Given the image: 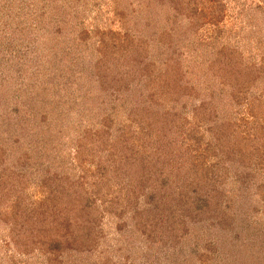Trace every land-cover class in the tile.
Instances as JSON below:
<instances>
[{
	"label": "rangeland",
	"instance_id": "1",
	"mask_svg": "<svg viewBox=\"0 0 264 264\" xmlns=\"http://www.w3.org/2000/svg\"><path fill=\"white\" fill-rule=\"evenodd\" d=\"M194 2L0 0V264H264V0Z\"/></svg>",
	"mask_w": 264,
	"mask_h": 264
},
{
	"label": "trees",
	"instance_id": "2",
	"mask_svg": "<svg viewBox=\"0 0 264 264\" xmlns=\"http://www.w3.org/2000/svg\"><path fill=\"white\" fill-rule=\"evenodd\" d=\"M201 1V2H200ZM195 3V5L193 4V10H194V12L195 13H197L198 14V16L199 17H204V13H206V11H207V7L209 6V8H210V5H208L210 2H209V0H196V2H194ZM209 14H206V16H205V18L208 16ZM205 20V19H204ZM220 61V60H219ZM220 63V62H219ZM250 71L252 72V70H249V69H246L245 70V72H243L242 70H239L238 71V74H239V77L241 78V79H243L244 81H253L255 78H256V75H252L251 73H250ZM224 76L222 77V78H224L223 80H221L220 82V84L221 85H223V87H225V86H227V85H229V88L230 89H234L235 88V86H237V85H239L238 84V81H236L235 79V76H233V75H225V74H223ZM231 76V77H230ZM235 78V79H234ZM228 126V128H229V125H227ZM222 133H217V135H218V140L220 141L221 139H222V145H224V146H227V144H229V140H228V142L226 141V138L224 139V137L221 135ZM226 135V134H225ZM233 144V143H232ZM234 145V144H233ZM230 146H231V144H230ZM231 148H233V152H235L234 151V149H235V146H231ZM229 155H231V154H229ZM125 158V162L127 161V162H129L130 160H131V155H127V151L125 152V154H124V156H123V159ZM222 159H221V162H222V164H226L227 163V161H228V157H226V156H223V157H221ZM224 159V160H223ZM220 162V161H219ZM208 170H209V168H208ZM210 171H211V169H210ZM207 172V173H206ZM206 172H202L201 174H200V178H205L206 179V181L209 183V182H211L212 181V178L210 177V175L208 176V172L209 171H206ZM204 173V174H203ZM248 173H246L245 175H243V176H237L236 177V179L238 180V181H240V182H242V186L244 187V188H250L252 185H250V184H248L246 181L248 180ZM199 178V180L201 181V183L202 182H204L205 181V179L204 180H202V179H200ZM201 183H198V185H202ZM201 188V187H200ZM196 189H194L193 191H195ZM198 191V190H197ZM251 194H253V193H251ZM201 196V195H200ZM204 198V197H203ZM202 198V199H203ZM220 200V199H219ZM198 208H199V205L196 207V210H198ZM52 214H51V211H50V209H43V210H41V211H37L36 212V214H34L33 216H31L35 221V226H36V228L41 232V231H43V235H45V233H46V223H47V219L49 218L48 216H51ZM49 220V219H48ZM54 220H56V222L55 223H53V221ZM57 220H58V217H56V216H54L53 217V219H52V221H50L49 223H47L48 225H49V231L50 232H52V234H51V236L52 235H54V233L55 232H58L60 229H62L61 227H65V225L64 224H58L57 223ZM68 223H72L71 225H72V227L71 228H75V227H80V226H76V224H74V223H76V222H74V221H71V220H69V222ZM81 223V222H80ZM217 221H215V220H213V222H212V224H214L215 226H217ZM83 224V225H82ZM211 224V225H212ZM69 224H67V227H65L66 229L64 230V229H62L64 232H62L61 234L63 235H60L61 237H66V235L67 234H69L68 232H70V226H68ZM225 224H223V226H224ZM81 226H84V223H81ZM220 226V225H219ZM165 228V230H168V227L167 226H165L164 227ZM251 229H253V228H249L248 227V231L250 232L251 231ZM184 231H187V230H184ZM254 232H256L257 233V235H256V239H255V241H256V243H258V229L257 228H255L254 227V230H253ZM252 231V232H253ZM171 233H172V230H171ZM264 233V232H263ZM41 234V233H40ZM165 234H167V232L165 233ZM164 234V235H165ZM43 235H41V236H43ZM86 235H85V233L83 234V231H76V233L74 234V236L72 237L73 239H72V241L73 242H75L76 241V239L79 237V238H81V239H83L84 237H85ZM166 236V235H165ZM58 237V236H57ZM177 237V236H176ZM259 237H260V235H259ZM51 238V237H50ZM50 238H47V240L48 241H45V238H40L39 240H41L40 241V244H43V242L45 241V242H48L49 244H51V247H52V250L53 251H58V252H60V250H59V248H62V246H59V238H56L55 237V235L52 237V241L50 240ZM61 240H62V238H60ZM263 242H264V240H263ZM253 247L254 246H257V245H255V244H251ZM264 245V244H263ZM56 255L58 256L59 254L58 253H56Z\"/></svg>",
	"mask_w": 264,
	"mask_h": 264
}]
</instances>
